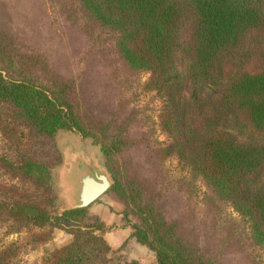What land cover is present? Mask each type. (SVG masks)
<instances>
[{
	"label": "trees",
	"instance_id": "trees-1",
	"mask_svg": "<svg viewBox=\"0 0 264 264\" xmlns=\"http://www.w3.org/2000/svg\"><path fill=\"white\" fill-rule=\"evenodd\" d=\"M74 2L87 21L115 38L128 69L150 74L146 88L163 99L161 126L172 140L162 151L165 157L177 158L202 179L248 221L254 241L264 245V0ZM230 61L239 70L225 81ZM75 84L53 70L44 52L0 31V134L17 153L0 161L21 183L1 186L0 219L11 223L12 233L38 229L33 242L50 241L56 229L73 235L70 244L49 252L40 264L116 260L112 255L123 247L113 251L103 221L86 208L54 211L56 138L61 131H77L100 146L113 181L110 190L123 198L125 215L138 217L132 236L156 254L157 264H218L179 232L177 223L160 215L159 194L136 211L134 194L141 198L150 187L130 191L138 182L130 170L121 171L126 141L89 116ZM17 255V244H11L0 250V264H13Z\"/></svg>",
	"mask_w": 264,
	"mask_h": 264
},
{
	"label": "rangeland",
	"instance_id": "rangeland-1",
	"mask_svg": "<svg viewBox=\"0 0 264 264\" xmlns=\"http://www.w3.org/2000/svg\"><path fill=\"white\" fill-rule=\"evenodd\" d=\"M0 31L44 52L57 74L76 83L79 102L89 116L108 126L111 136L126 141L119 154L121 171L130 170L138 182L130 191L141 193L150 187L141 198L133 193L136 211L138 206L152 204L153 193L159 194L155 203L160 215L177 223L178 231L218 264H264V245L254 241L248 221L220 201L202 179L184 170L177 158L165 157L162 151L172 140L161 126L163 99L147 91L150 74L128 69L116 52L115 38L87 21L74 0H0ZM238 70L236 61L228 62L225 81ZM9 147L0 134V157H17ZM56 147L60 162L53 169L54 211L60 214L76 203L75 170L94 168L110 179L111 175L100 146L77 131L59 132ZM2 167L0 161V198L5 195L1 186H21ZM110 189L86 209L90 217L105 223L103 236L113 251L123 247L121 253L112 255L116 260L111 264H157L156 254L132 236L138 217L125 215L123 198ZM11 226L0 219V250L17 244L13 264H40L49 252L74 239L66 230L56 229L50 241L33 242L38 229L26 227L12 233Z\"/></svg>",
	"mask_w": 264,
	"mask_h": 264
},
{
	"label": "water",
	"instance_id": "water-1",
	"mask_svg": "<svg viewBox=\"0 0 264 264\" xmlns=\"http://www.w3.org/2000/svg\"><path fill=\"white\" fill-rule=\"evenodd\" d=\"M73 179L78 191L75 195L76 203L69 208L70 210L90 207L112 187L108 174L94 168L75 170Z\"/></svg>",
	"mask_w": 264,
	"mask_h": 264
}]
</instances>
